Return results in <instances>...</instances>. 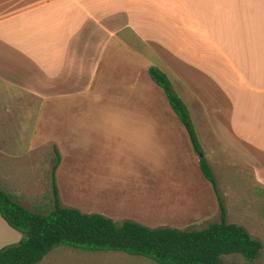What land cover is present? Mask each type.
I'll list each match as a JSON object with an SVG mask.
<instances>
[{
    "label": "crops",
    "instance_id": "obj_1",
    "mask_svg": "<svg viewBox=\"0 0 264 264\" xmlns=\"http://www.w3.org/2000/svg\"><path fill=\"white\" fill-rule=\"evenodd\" d=\"M151 66L166 74L195 132L196 120L224 157H236L214 162L246 169L264 188V0H0V187L18 196L22 179L16 185L4 170L38 147L42 111L77 113L98 75L117 107L162 113L154 126L171 130ZM16 231L0 215V248L20 240Z\"/></svg>",
    "mask_w": 264,
    "mask_h": 264
},
{
    "label": "rangeland",
    "instance_id": "obj_2",
    "mask_svg": "<svg viewBox=\"0 0 264 264\" xmlns=\"http://www.w3.org/2000/svg\"><path fill=\"white\" fill-rule=\"evenodd\" d=\"M98 79L99 75L87 89L77 113L60 107L48 116V109L44 108L40 125L31 138L33 144L39 142L38 147L28 155L11 158V166L3 169L16 185L18 179L23 181L16 198L32 210L46 212L53 208L54 183L60 203L84 213H103L118 222L131 219L149 227L200 229L220 221L219 197L225 221L243 226L262 244L260 256L251 263L240 254H229L221 257L220 264H264V188L253 183L246 169L227 172L226 165L214 162L235 161L236 157H224L223 147L208 140L195 120L202 152L211 161L214 190L200 172L198 155L167 101L164 114L172 127L164 132L154 126L165 122L162 113L152 111L148 118L128 109L125 101L117 107L112 101V84H100ZM72 112L77 116L64 125L62 119ZM147 119H151L150 136L144 129L149 124ZM174 129L182 131L183 140ZM23 133L31 132L29 129ZM27 147L25 144L18 148ZM5 187L13 191L7 182ZM37 264L156 263L123 252L87 251L61 245Z\"/></svg>",
    "mask_w": 264,
    "mask_h": 264
},
{
    "label": "trees",
    "instance_id": "obj_3",
    "mask_svg": "<svg viewBox=\"0 0 264 264\" xmlns=\"http://www.w3.org/2000/svg\"><path fill=\"white\" fill-rule=\"evenodd\" d=\"M152 81L184 126L191 146L198 155L203 177L216 190L211 166L202 152L188 109L171 87L166 74L155 66L148 69ZM221 219L200 229L173 226L149 227L131 219L115 221L102 213H84L60 203L53 183V208L41 212L22 205L0 187V215L21 233L19 241L0 248V264H37L57 246L87 251H116L140 256L156 264H220L221 257L240 254L251 263L261 254V241L243 226L228 223L218 197Z\"/></svg>",
    "mask_w": 264,
    "mask_h": 264
}]
</instances>
